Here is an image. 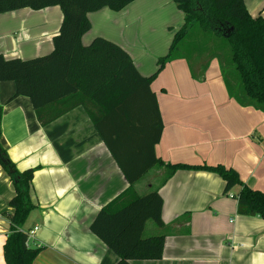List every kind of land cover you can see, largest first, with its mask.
Listing matches in <instances>:
<instances>
[{
    "label": "crops",
    "instance_id": "1",
    "mask_svg": "<svg viewBox=\"0 0 264 264\" xmlns=\"http://www.w3.org/2000/svg\"><path fill=\"white\" fill-rule=\"evenodd\" d=\"M244 1L253 16L264 17V0ZM172 3L134 0L120 11L89 12L92 27L82 41L113 40L149 76L143 71L147 47L133 28L151 8H173ZM62 20L58 5L0 13V53L22 59L50 53ZM101 22L112 23L115 34L95 31ZM173 36L170 31L158 40L156 64ZM220 60L214 54L203 63L197 56L195 71L178 53L152 81L164 125L155 153L165 163L232 167L244 183L264 191V111L230 96ZM15 90L14 81H0V142L20 172L34 169L30 196L36 206L22 227L25 232L38 227L28 242L40 248L33 264H115L118 255L90 226L100 209L129 187L122 169L82 105L43 125L31 99L13 97ZM165 177L166 168L156 165L133 184L139 195L153 190L162 195L163 225L149 219L143 234L164 235L165 244L162 258L132 264H264V218L238 212L232 194L239 186L225 193L222 176L204 169H178ZM14 194L13 180L0 163V264H6L11 224L5 212L12 210Z\"/></svg>",
    "mask_w": 264,
    "mask_h": 264
},
{
    "label": "trees",
    "instance_id": "2",
    "mask_svg": "<svg viewBox=\"0 0 264 264\" xmlns=\"http://www.w3.org/2000/svg\"><path fill=\"white\" fill-rule=\"evenodd\" d=\"M134 0H0V13L24 7L42 9L60 6L63 20L54 36V49L28 59L6 58L0 53V81L15 82L13 97L28 96L43 125L82 105L97 132L126 176L129 187L103 206L91 230L119 257L115 264L135 259L155 260L163 256L165 236H144L146 221L163 225V198L158 190L139 195L133 184L149 169L165 167L167 179L178 169H204L218 173L226 182L225 193L235 187L238 212L264 218V191L243 182L239 173L223 164L165 163L157 157L163 121L152 81L165 64L178 57L191 31H212L228 41L231 65L241 86L232 83L234 73H222L231 97L242 105L264 111V17L253 16L244 0H174L184 12V23L175 32L168 52L159 57L149 76L136 68L129 52L113 40L96 36L82 41L92 23L88 13L109 7L120 11ZM196 30V29H195ZM194 30V31H195ZM60 105L50 113L49 107ZM1 137V127H0ZM0 163L14 183L15 194L5 216L11 232L4 244L6 264H33L40 248L27 245L22 227L35 208L30 196L34 169L20 172L0 142Z\"/></svg>",
    "mask_w": 264,
    "mask_h": 264
},
{
    "label": "rangeland",
    "instance_id": "3",
    "mask_svg": "<svg viewBox=\"0 0 264 264\" xmlns=\"http://www.w3.org/2000/svg\"><path fill=\"white\" fill-rule=\"evenodd\" d=\"M173 4L166 7H154L152 8L134 25V32L139 36V40L146 44L147 56L144 57V70L146 73H153L157 67L154 60L155 53H158L161 45H157L158 40L162 39V36L169 34L170 31L175 32L182 26L183 15L180 18L181 10ZM114 11V10H113ZM112 11V12H113ZM116 15V13L114 14ZM101 27L95 26V31L100 28L103 33H111L114 35L115 31L112 28V23L106 22L100 23ZM198 27L191 31L186 44H184L181 50L178 52L181 55H186L190 61V65L196 71L197 56L202 58L204 63L211 55H218L220 61H222L226 72L229 74L234 73L233 85L237 88L241 86L239 79L235 77V67L231 65V48L227 40L216 35L212 31L197 30ZM195 30V31H194ZM120 31V29H119ZM101 35V34H99ZM174 37V36H173ZM197 55V56H196ZM167 172V170H166ZM148 176V175H147Z\"/></svg>",
    "mask_w": 264,
    "mask_h": 264
},
{
    "label": "built area",
    "instance_id": "4",
    "mask_svg": "<svg viewBox=\"0 0 264 264\" xmlns=\"http://www.w3.org/2000/svg\"><path fill=\"white\" fill-rule=\"evenodd\" d=\"M233 195V194H232ZM234 196V195H233ZM38 229V227H35L33 230H29V231H26V234H27V245H28V242L30 240V238L33 237L35 231Z\"/></svg>",
    "mask_w": 264,
    "mask_h": 264
}]
</instances>
